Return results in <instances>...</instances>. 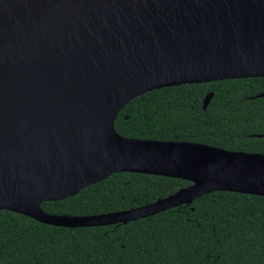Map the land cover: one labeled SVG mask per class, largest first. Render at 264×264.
<instances>
[{
    "label": "water",
    "instance_id": "95a60500",
    "mask_svg": "<svg viewBox=\"0 0 264 264\" xmlns=\"http://www.w3.org/2000/svg\"><path fill=\"white\" fill-rule=\"evenodd\" d=\"M250 78H264V0H0V211L78 229L128 224L213 192L264 197V154L115 130L145 93ZM118 173L191 185L108 214L42 208Z\"/></svg>",
    "mask_w": 264,
    "mask_h": 264
},
{
    "label": "trees",
    "instance_id": "16d2710c",
    "mask_svg": "<svg viewBox=\"0 0 264 264\" xmlns=\"http://www.w3.org/2000/svg\"><path fill=\"white\" fill-rule=\"evenodd\" d=\"M262 93L264 78L154 90L119 113L115 130L131 139L264 154V98H256ZM189 185L118 173L42 208L54 215L108 214L152 204ZM0 264H264V197L213 192L128 224L78 229L0 211Z\"/></svg>",
    "mask_w": 264,
    "mask_h": 264
}]
</instances>
